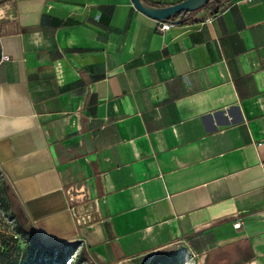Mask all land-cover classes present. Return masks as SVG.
<instances>
[{
    "label": "crops",
    "instance_id": "crops-1",
    "mask_svg": "<svg viewBox=\"0 0 264 264\" xmlns=\"http://www.w3.org/2000/svg\"><path fill=\"white\" fill-rule=\"evenodd\" d=\"M158 23L130 0H0L11 212L39 244L82 241L96 264L170 247L264 264V0ZM79 186L86 224L69 210L84 207Z\"/></svg>",
    "mask_w": 264,
    "mask_h": 264
},
{
    "label": "rangeland",
    "instance_id": "rangeland-1",
    "mask_svg": "<svg viewBox=\"0 0 264 264\" xmlns=\"http://www.w3.org/2000/svg\"><path fill=\"white\" fill-rule=\"evenodd\" d=\"M1 183L0 175V264H96L86 246L79 240L69 242L67 247L57 251H51L49 256L42 254L40 249L35 250L34 246L32 248L36 241L30 240L27 233L17 230V221L11 212L13 200ZM160 255V264H201L198 258L187 257L176 247L167 248ZM146 256L127 258L113 264H146Z\"/></svg>",
    "mask_w": 264,
    "mask_h": 264
},
{
    "label": "water",
    "instance_id": "water-1",
    "mask_svg": "<svg viewBox=\"0 0 264 264\" xmlns=\"http://www.w3.org/2000/svg\"><path fill=\"white\" fill-rule=\"evenodd\" d=\"M130 1L137 10L159 21H165L174 13L179 12L178 17L171 21L177 23L180 21L185 11L195 10L200 6H202V4L207 0H179L165 5H153L145 2L144 0H130ZM0 56H1V48H0ZM0 175L3 181V187L5 191L10 192L11 195L13 196L14 191L10 185L7 176L4 174L3 171H0ZM16 207L19 208L20 212L23 215V218L25 219V222L27 223V216L25 215L21 206L16 204ZM31 233L32 232H29L30 235ZM60 245L61 244H57V246Z\"/></svg>",
    "mask_w": 264,
    "mask_h": 264
},
{
    "label": "trees",
    "instance_id": "trees-1",
    "mask_svg": "<svg viewBox=\"0 0 264 264\" xmlns=\"http://www.w3.org/2000/svg\"><path fill=\"white\" fill-rule=\"evenodd\" d=\"M230 0H207L200 6L199 8L191 11H185L180 19L181 22H197L200 21L205 15L207 14H215L218 11H221L223 8H225L229 4ZM156 5V4H153ZM179 15V12L174 13L172 16H170L167 20V22H171L175 18H177ZM3 187V182L1 183ZM17 230L21 233H24V231L20 228V226L17 224L16 226ZM33 248V246H32ZM56 254V253H55Z\"/></svg>",
    "mask_w": 264,
    "mask_h": 264
},
{
    "label": "built area",
    "instance_id": "built-area-1",
    "mask_svg": "<svg viewBox=\"0 0 264 264\" xmlns=\"http://www.w3.org/2000/svg\"><path fill=\"white\" fill-rule=\"evenodd\" d=\"M169 25H170V22L159 21L157 29L159 31H164V30H167L169 28ZM7 59H8L7 56L1 54L0 61L7 60ZM261 142H258L257 145H259ZM75 189H76V192L80 193V195L82 197V203L84 205V207H83L84 211L82 209V211L79 213V212H77V208L76 207L74 208L73 206L69 207V210L73 214V216L75 217V220L77 222H81L82 224H86L88 221H91V219L94 218L93 210H92V208L91 209L89 208V207H91V203L89 201V197L87 196L84 189L81 188V186H79ZM92 207H93V205H92ZM240 223L241 222L239 220H236L232 224V226L234 228H236L240 225Z\"/></svg>",
    "mask_w": 264,
    "mask_h": 264
},
{
    "label": "flooded vegetation",
    "instance_id": "flooded-vegetation-1",
    "mask_svg": "<svg viewBox=\"0 0 264 264\" xmlns=\"http://www.w3.org/2000/svg\"><path fill=\"white\" fill-rule=\"evenodd\" d=\"M29 238L32 241L34 240L31 235L29 236ZM67 245H68L67 243L64 244V245H60V246H57V245H42V244H39L36 241V243H34L32 246H34L35 250L40 249L42 254L44 253V255L49 256L51 251H57V250L61 249L62 247H65V246L67 247ZM160 253H162V251L161 252H156V253L150 255L147 258V260H146V264H160V260H162L161 259L162 255H160Z\"/></svg>",
    "mask_w": 264,
    "mask_h": 264
}]
</instances>
